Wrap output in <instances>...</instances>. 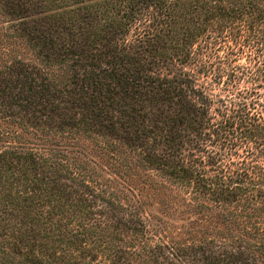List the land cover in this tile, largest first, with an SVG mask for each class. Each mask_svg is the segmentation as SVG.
<instances>
[{"label": "trees", "instance_id": "obj_1", "mask_svg": "<svg viewBox=\"0 0 264 264\" xmlns=\"http://www.w3.org/2000/svg\"><path fill=\"white\" fill-rule=\"evenodd\" d=\"M0 3L41 64L60 72L21 62L0 71V124L130 151L118 153L122 175L149 171L166 206L201 216L214 237L149 238L126 194L2 128L18 143L0 151L5 264H262L264 0Z\"/></svg>", "mask_w": 264, "mask_h": 264}, {"label": "rangeland", "instance_id": "obj_2", "mask_svg": "<svg viewBox=\"0 0 264 264\" xmlns=\"http://www.w3.org/2000/svg\"><path fill=\"white\" fill-rule=\"evenodd\" d=\"M53 10L56 9L53 8L45 14H34L28 20L39 21L44 16L50 15ZM16 22L14 17L5 12V8L0 3V71L4 72L11 64L21 62L43 70L44 73L60 74L56 67L41 64L36 52L16 31ZM0 127L1 131H3L2 128H7L8 131L18 132L31 143L26 147L37 149L34 151L60 153L62 161L67 166L78 168L80 173L85 170L83 173L89 175L92 181L107 185V189L117 193L116 196H121L119 191L126 194L136 206L137 217L145 223L149 238H154V240L159 238L166 243L178 242L183 245L199 242L202 239L201 236L206 240L214 238L213 235L203 233V227L206 225L201 216L176 214L166 206L169 200L164 192L155 190V186L150 184L149 175L151 173L149 171L135 170L129 178L122 175L126 162H118V153L121 151L130 153V151L111 152V150H106L104 139L92 134L74 133L68 129L63 132H54L55 135L44 138L27 136L22 129L9 122L0 124ZM20 144L24 146L22 141L19 146ZM10 145L16 146L18 143L0 137V151ZM132 162H134L133 159ZM152 241H147L146 244L149 245ZM259 260L264 264V258H259ZM0 264H5L2 255H0Z\"/></svg>", "mask_w": 264, "mask_h": 264}]
</instances>
